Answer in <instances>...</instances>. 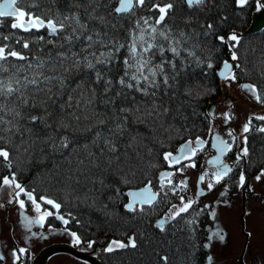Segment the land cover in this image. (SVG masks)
Listing matches in <instances>:
<instances>
[{
  "label": "snow or ice",
  "instance_id": "snow-or-ice-1",
  "mask_svg": "<svg viewBox=\"0 0 264 264\" xmlns=\"http://www.w3.org/2000/svg\"><path fill=\"white\" fill-rule=\"evenodd\" d=\"M22 2L3 0L0 3V18L11 17V28L24 32L47 29L48 39L44 35L36 39L44 46L51 45V48L47 51L44 47L33 50L28 40L22 43V49L27 52L7 43L0 45V145H3L0 146V158L10 170L9 175L0 176V189H11L21 209L25 208V200L20 199L21 196L31 202L39 215L37 220H28V224L43 225L45 218L57 214V218L67 225L68 220L58 215L60 203L46 196H40L38 201L34 189L26 190L25 186L17 182L16 173L11 172L12 153H28L38 146H44L39 147V150L44 152L46 148L50 154L64 155L67 150L71 154L69 165L73 162L71 156L76 157L77 171L83 173L94 168L103 172L113 169L123 173L122 181L129 182L128 177L135 176L138 164L144 162L140 151L143 140L139 138L145 136V131L137 125H144L153 138L156 133L162 135L168 131L170 125L165 123L169 112L168 102L181 90L185 96L193 97L202 86L199 78L187 77L186 69L193 64L197 67L206 64L209 69L213 67L210 57L202 59L197 53L203 52L207 37L214 32L215 26L212 23L206 27L201 24L200 27L205 28L201 33L195 28L186 31L175 25L172 13L176 0H155L146 11L156 15L140 16L127 28L119 21L129 15L135 16V9L145 8L149 0H118L116 7H112L114 0H51L53 7L47 10L50 13L47 19L18 7ZM181 2L190 10L184 19V23L189 25L198 22L194 21V17L199 12L204 11L209 4H215V0ZM249 2L235 0L241 9L248 6ZM255 6L260 11L264 9V2L255 0ZM193 9L194 12L191 11ZM2 23L0 21V25ZM201 36L205 38L203 41ZM10 38L7 35L2 37L4 41ZM215 38L227 46L231 61L240 59L236 49L240 46L241 37L237 33L232 32L227 37L217 35ZM16 43L20 44L21 40L17 38ZM11 60L23 63L16 64ZM234 68H241V65H233L225 60L218 75L234 82ZM202 75L206 76L207 73ZM77 76L80 77L78 80L75 79ZM241 87L253 95L257 102H264L255 85ZM224 118L227 121L232 117L225 113ZM254 119L264 121V116H250L244 124L243 147L235 159L237 165L242 160L247 161L251 155L248 136L244 134L251 131ZM256 131L264 133V126L257 127ZM77 133L91 135L81 143L76 137ZM228 135H233L231 130ZM216 139L221 154L231 150V145L226 141L219 136ZM202 143L200 138L188 140L179 149V154L166 152L163 159L172 167L195 156ZM260 151L264 153V148ZM150 153L151 149L148 150ZM133 160L138 163L133 164ZM211 163L217 165V171L213 173V181L207 185L209 190L233 171L219 159ZM151 166L155 167V164ZM186 166L195 167V164ZM126 167L128 171L125 172ZM171 175L160 174L161 191L165 188V181L167 185H172ZM206 175L208 173L199 178L200 183L204 182ZM261 177H264V169L255 179L259 181ZM99 182L101 185L104 183L103 179ZM238 182L241 187L245 185L243 171ZM186 184V181L181 182L184 187ZM170 190L173 195L176 194L174 188ZM116 191L118 195L119 189ZM126 195L129 201L124 205L125 210L129 213H144L145 205L152 208L158 202L160 192H153L149 181L144 188ZM180 201V205L172 204L168 213L156 222L161 232L165 231L166 223L176 220L193 207L192 200L185 201L181 196ZM41 203L51 206L56 210L55 213L42 210ZM101 206L104 209L108 207L103 203ZM211 215L215 216V212ZM69 234L74 244L83 242L77 233ZM216 235L223 239L219 233ZM94 243L88 241L87 247L91 249ZM137 246L135 236H130L127 242L112 240L104 251L112 253L129 247L135 249ZM26 252L24 248L18 249V254L13 252L14 260L19 261ZM161 259L164 264H168L167 256ZM0 260H3L2 256Z\"/></svg>",
  "mask_w": 264,
  "mask_h": 264
},
{
  "label": "trees",
  "instance_id": "trees-1",
  "mask_svg": "<svg viewBox=\"0 0 264 264\" xmlns=\"http://www.w3.org/2000/svg\"><path fill=\"white\" fill-rule=\"evenodd\" d=\"M152 2L155 0H149L145 8H136L135 16L129 15L128 18L121 19L119 22L127 28L140 16H155L156 13L146 11ZM33 4L37 6L33 7ZM117 4L118 0H114L112 7H116ZM17 6L41 15L45 19L50 14L47 10L53 7L51 0H23ZM191 11L194 12L195 9ZM255 12H259L256 10L255 0H250L249 5L244 9L239 8L235 0H215L214 5L209 4L204 11L194 17V21L198 22L189 25L184 23V19L190 14V10L181 0H176L172 13L175 17V25L186 31L195 28L201 33L205 31V28L200 27L201 24L206 27L208 23H212L215 26L214 32L207 37L203 52L197 53L202 59L205 56L210 57L213 67L209 69L206 64L201 67L193 64L186 69L187 77L189 79L199 78L202 86L193 97L185 96L181 90L168 102L169 112L165 117V123L170 127L167 132L162 135L156 133L153 138L145 130L144 125H137L145 131V136L139 138L143 140V145H146V147L143 145L140 147L144 162L138 164L135 176L128 177L129 182L122 181L123 173L113 169L103 172L94 168L83 173L77 171L76 157L71 156L73 162L69 165L68 160L71 154L67 150L64 155L50 154L46 148L44 152H41L39 147L44 146H38L28 153L23 151L19 154L12 153V171L16 173L17 182L25 186L26 190L34 189V195L38 201L40 196H46L61 204L58 215H63L68 220V224L65 225L55 214L46 219V226L77 233L83 242L74 245L85 252L92 251L95 245L104 242L108 235L124 242H127L130 236H135L138 245L135 249L129 247L107 253L104 248H98L95 255L103 264H164L161 259L163 256L169 258L168 264L204 263L208 253L205 245L208 244L209 229L213 219L203 198L194 201L193 207L187 213L166 223L164 232L156 227V222L169 211L172 204H180L181 196L186 199L191 194V189L180 184L176 173L170 176L172 185H167L165 181L164 190H160V174L172 173V170L178 171L183 164L181 162L169 167L163 156L166 152L177 153L188 140L197 138L204 140L208 137L211 120L208 105L221 97L224 80L219 78L218 72L223 61L228 60L233 65L239 63L241 68H234L236 77L246 85L252 82L261 93V100L264 101V28L256 33L247 32ZM0 21H3L0 25V45L7 43L17 50L27 52L28 50L22 49V43L28 40L33 50L44 47L47 51L51 48V45L44 46L36 39L41 35L48 39L47 29L40 31L33 29L31 32H24L11 28L13 22L11 17L0 18ZM232 32L241 37L240 46L236 49L240 57L238 61H231V53L227 46L215 38L217 35L227 37ZM4 35L11 38L4 41L2 39ZM17 38L21 40L20 44L16 43ZM200 39L203 41L205 38L201 36ZM11 62L23 63L16 60H11ZM202 73H207V75L204 76ZM79 78L77 76L75 79ZM260 103L264 105V102ZM260 126H264V121L254 119L251 131L245 134L248 136L250 157L247 161L242 160L239 168H235L223 179L224 181L222 180L223 182L218 183L216 189L224 188L238 192V178L241 171L244 174L247 173V177H255L261 169H264V153L260 151L264 148V133L256 131V128ZM89 135L91 133H77L76 137L83 143ZM149 149H151L150 155L148 154ZM195 158L197 157L195 156L192 161ZM149 161L155 164V167L151 166ZM196 162L198 163L197 160ZM132 163L137 164L138 162L133 160ZM197 166L200 167V163ZM181 168L184 169V166ZM126 171H128L127 167ZM4 175H9V168L0 158V176ZM69 176L73 178L67 179ZM100 179H103V185L100 184ZM149 181H151L152 190L160 192L157 197L158 202L152 208L145 205L144 213L127 212L124 205L128 203L129 197L126 194L131 190L145 187ZM172 188L176 190L175 195L170 190ZM117 189H119L118 195ZM28 202L27 205H29ZM102 203L107 204V209L102 208ZM41 206L44 210L50 208L49 205L43 203ZM50 210L54 212V209L50 208ZM88 241H95L91 249L87 247Z\"/></svg>",
  "mask_w": 264,
  "mask_h": 264
},
{
  "label": "rangeland",
  "instance_id": "rangeland-1",
  "mask_svg": "<svg viewBox=\"0 0 264 264\" xmlns=\"http://www.w3.org/2000/svg\"><path fill=\"white\" fill-rule=\"evenodd\" d=\"M241 85L245 84L241 79L239 81L237 77L234 82L231 80H224L221 97L216 99L217 103L214 110V114L216 115L213 116V114L210 120V129H212V131L226 137L228 131L231 130L232 133L238 137L235 138L238 144L239 141H243L242 128L244 124L247 123L248 118L252 115L264 116V105L257 102L253 95L245 91ZM251 85H253L252 82ZM225 113H228L232 118L226 121L224 118ZM193 147L195 148L196 145L193 144ZM173 154L175 155L176 153ZM194 157L195 156L190 158L191 161L190 159L182 160L183 164H181L179 169H182V166H184V169H182V171L179 169L178 171L172 170L170 174L173 175V173H176L180 184L182 181H186V187L191 189V194L185 201H197L203 198L202 200L204 204L208 206L210 213L215 212V216L211 215L213 222L209 229L212 237L211 240H208L209 243L207 248L211 256L209 264H220V261L225 258L224 256L231 259L241 253L244 242L240 219L243 198H245L248 209L247 230L249 233L252 232V237H250L251 239L249 241V251L253 255L257 253H261L262 255L264 253V196L260 199V196L256 197L253 193L256 189L264 187V177H261L259 181L250 177L248 183L246 179L243 187L238 186V192L224 188L216 189L218 184H214L213 188L209 190L207 185L214 179V170H211L212 168L206 165L205 158L203 159L201 156H196L197 158L194 159L200 163V167L197 166V162L195 163V167L186 166L194 162V160L192 161ZM205 173H208V175L205 176L204 182L199 184L200 186L197 185L196 183L199 178ZM200 189H204L205 191L201 192ZM197 190H200V192H197ZM222 193H224V195H221ZM20 199L25 200L24 209H21L19 204L14 200L11 189L6 187L0 189V204L3 205L0 207V239H4L8 247L4 252L5 255H8L10 261L14 258L12 245L17 252L20 248H29L30 255L32 256L54 243L70 244L73 242L69 234L70 232L63 233L61 231H56L51 226H44V228H41L39 224L34 223L32 225L36 232H33V230L30 229V225L27 224V221L37 220L39 214L35 211L30 201L28 202L29 205H27L28 200H26V197L21 196ZM49 207L51 208V206ZM41 208L44 210L42 206ZM50 208L48 211H51ZM55 211L54 209V213ZM47 218H45L44 221H46ZM41 229L43 230L42 232ZM216 233L222 235L223 239H220ZM110 236V241H108L104 249L112 240H116L112 235ZM259 250L262 252H259ZM0 252H2V250ZM70 257L71 256L65 253H58L49 259L48 264H83L73 260V257V259ZM228 261L226 264L231 263V261Z\"/></svg>",
  "mask_w": 264,
  "mask_h": 264
},
{
  "label": "flooded vegetation",
  "instance_id": "flooded-vegetation-1",
  "mask_svg": "<svg viewBox=\"0 0 264 264\" xmlns=\"http://www.w3.org/2000/svg\"><path fill=\"white\" fill-rule=\"evenodd\" d=\"M216 114H214L213 116H215ZM254 116V115H252ZM229 132V131H228ZM245 135V134H244ZM219 136L220 139L226 141L228 144L231 145V150L230 151H227L223 154L220 153L219 151V148H220V145H219V141L216 139V144H215V148L212 146V138L213 137H217ZM243 136V135H242ZM235 138H238L235 134H233L232 136H229L227 135L226 137H223L221 136L219 133L215 132V131H211L209 132V135L207 138H205L204 140H201L203 141L202 145L200 146V148L197 150L196 152V155L195 156H201L203 159L205 158V162H206V165L211 167L212 169L211 170H214V172L217 171V165L216 164H213L211 163L213 160H216V159H219V161L223 164V165H227L229 167H231L233 170L235 168H239V165H237L235 163V159H236V155L237 153L240 151L241 147H243V141H239V144L238 142L236 143L235 141ZM195 141V140H194ZM217 148V149H216ZM182 162V161H181ZM180 162V163H181ZM192 164H195V161L192 162ZM245 177L247 179V183L248 181L250 180V177H247V173L245 174ZM256 177V176H255ZM253 177V178H255ZM197 185L201 184L198 180V182L196 183ZM200 186V185H199ZM248 187V186H247ZM264 188V187H263ZM263 188H260V189H256L254 191L253 194L256 195V197L260 196L259 198L261 199L262 196H264V189ZM201 192H204L205 190L204 189H200ZM200 190H197V192H200ZM154 192V191H153ZM257 200H259L258 198H256ZM264 199V198H263ZM27 200V199H26ZM241 208H242V205H241ZM247 205H246V215H245V231L242 230V233L244 235V242H243V246H242V251L240 254H238L236 257H232L231 259L227 258L226 256H224L225 258H223L221 261H220V264H226L227 261H231L230 264H264V253L261 255V253H257L255 255H253L250 251H249V241H250V237H252V232H248L247 230V216H248V211H247ZM28 224V223H27ZM39 224V226L41 228H44V226H46L45 224V221L43 223V225H41L40 223H37ZM30 225V229L33 230V232H36V230L33 228V225L32 224H29ZM36 228V227H35ZM56 231H61L63 233H66L68 232L67 230L65 229H58V228H54ZM241 229H242V224H241ZM43 230L41 229V232ZM245 232L248 233L249 235V239H248V244H247V248H246V251L244 252L243 256H242V253H243V249H244V243H245V240H246V235H245ZM209 237H211V232L209 230ZM209 243V242H208ZM55 244V243H54ZM68 244V243H66ZM70 245H74V242H71ZM8 249L7 245L5 244L4 242V239H0V251L2 250V252H0V256L3 257V260H0V264H32L33 262V259L35 258V256L38 254H34V255H30V249L28 248H25L27 249V252L21 256L20 260L19 261H15L14 258L10 261V259L8 258V255L6 254L5 255V249ZM77 248V247H76ZM98 248H101V247H98ZM97 248V249H98ZM104 248V247H102ZM207 248H208V244H207ZM96 249V250H97ZM29 250V252H28ZM13 252H17V250L14 248V246L12 245V253ZM87 252H90V251H87ZM96 252V251H95ZM95 252H94V256L97 258V256L95 255ZM259 252H262L259 250ZM18 254V252H17ZM69 255V254H67ZM71 256V255H69ZM73 256H71L70 258H72ZM74 258V257H73ZM72 258V259H73ZM9 259V260H8ZM98 259V258H97ZM210 259H211V256H210V253L208 252L205 259H204V263L203 264H209L210 262ZM73 260L77 261V262H80V263H83V264H89L85 261H82V260H79L77 258H74ZM228 261V262H229ZM49 262V260H48ZM47 262V264H48ZM102 263V262H101ZM103 264V263H102Z\"/></svg>",
  "mask_w": 264,
  "mask_h": 264
},
{
  "label": "water",
  "instance_id": "water-1",
  "mask_svg": "<svg viewBox=\"0 0 264 264\" xmlns=\"http://www.w3.org/2000/svg\"><path fill=\"white\" fill-rule=\"evenodd\" d=\"M2 2H3V0L0 1V3H2ZM117 6H118V4H117ZM263 28H264V9L260 10L259 12H255L253 14L252 23H251L249 29L247 30V32L248 33H256V32H259L260 30H262ZM221 70H222V67L220 68L219 71H221ZM219 78L221 80H224L221 76H219ZM216 103H217L216 101H213V102H211L208 105V112H209L210 116H212L214 114ZM215 144H216V138L213 137L212 138V146L214 148L216 147ZM176 154H179V151ZM11 172H13L12 171V167H11ZM9 174H10V170H9ZM142 188H144V187H142ZM142 188L134 189V190H131L129 192L139 191ZM245 215H246V201H245V198H243L242 213L240 215L241 224H242V230L243 231H245ZM245 235H246V240H245V243H244V249H243L242 256H243L244 252L246 251L247 244H248V239H249L248 233L245 232ZM110 238H111L110 235L107 236L105 242L97 243L95 245L94 249L92 251H90V252H85V251L78 250V249L75 248V246L70 245V244H66V243L52 244V245L47 246L44 249H42L35 256V258L33 259L32 264H47L48 260L52 256H54L55 254H58V253L69 254V255L73 256L74 258H77L79 260L85 261V262H87L89 264H102L93 254H94V252L96 251V249L98 247H105L107 245L108 241H110Z\"/></svg>",
  "mask_w": 264,
  "mask_h": 264
},
{
  "label": "bare ground",
  "instance_id": "bare-ground-1",
  "mask_svg": "<svg viewBox=\"0 0 264 264\" xmlns=\"http://www.w3.org/2000/svg\"><path fill=\"white\" fill-rule=\"evenodd\" d=\"M76 248V247H75ZM77 249V248H76ZM79 250V249H78Z\"/></svg>",
  "mask_w": 264,
  "mask_h": 264
}]
</instances>
